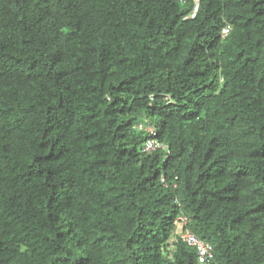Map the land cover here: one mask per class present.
<instances>
[{"label":"trees","instance_id":"trees-1","mask_svg":"<svg viewBox=\"0 0 264 264\" xmlns=\"http://www.w3.org/2000/svg\"><path fill=\"white\" fill-rule=\"evenodd\" d=\"M194 3L0 0V264H264V0Z\"/></svg>","mask_w":264,"mask_h":264},{"label":"built area","instance_id":"built-area-1","mask_svg":"<svg viewBox=\"0 0 264 264\" xmlns=\"http://www.w3.org/2000/svg\"><path fill=\"white\" fill-rule=\"evenodd\" d=\"M156 145L153 141H148L145 149H151ZM178 233L180 238L188 245L194 246L197 250L196 264H216L213 262L212 245L192 233L188 228H183L182 225L186 222V217L180 216L177 218Z\"/></svg>","mask_w":264,"mask_h":264},{"label":"clouds","instance_id":"clouds-1","mask_svg":"<svg viewBox=\"0 0 264 264\" xmlns=\"http://www.w3.org/2000/svg\"><path fill=\"white\" fill-rule=\"evenodd\" d=\"M195 1V3H194V6H193V10H192V12H191V15H193L194 14V12L196 11V9H197V6H198V1L199 0H194ZM223 33H225L226 32V29H224L223 31H222ZM177 220V219H176ZM186 222H187V218H186ZM186 222L182 225V227L183 228H185V224H186ZM176 225H177V221H176ZM178 225H177V229H178ZM193 233V232H192ZM199 238V237H198ZM188 245V244H187ZM189 246H191V245H189ZM194 247V246H193Z\"/></svg>","mask_w":264,"mask_h":264}]
</instances>
